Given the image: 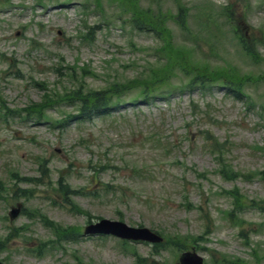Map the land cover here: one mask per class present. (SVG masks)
Instances as JSON below:
<instances>
[{"label":"rangeland","instance_id":"rangeland-1","mask_svg":"<svg viewBox=\"0 0 264 264\" xmlns=\"http://www.w3.org/2000/svg\"><path fill=\"white\" fill-rule=\"evenodd\" d=\"M182 64L210 85L183 88ZM78 88L124 94L78 118ZM262 172L264 0H0L1 261L177 264L182 240L204 264H264ZM101 218L168 240L83 234Z\"/></svg>","mask_w":264,"mask_h":264},{"label":"trees","instance_id":"trees-1","mask_svg":"<svg viewBox=\"0 0 264 264\" xmlns=\"http://www.w3.org/2000/svg\"><path fill=\"white\" fill-rule=\"evenodd\" d=\"M154 17L151 15L146 16L143 21H139L135 18L134 15H132V25L138 29H151V28H147L150 22H153ZM153 32H156L158 35L161 36V33L158 30H152ZM165 69H167L168 67H166V65L164 66ZM181 71L184 73V75L187 78V82L185 83V85L183 87H202L205 88L207 87V78H206V74H203L204 72L202 70H198L195 68H190L188 65L182 64V66H180ZM169 73H161L158 75H163L164 77H166ZM223 75L219 73V76L216 78L218 81H221L223 84L225 85H230L227 82L226 78H222ZM126 82V81H125ZM156 82L153 83V85L151 86H146L143 88V94L146 95L148 92L151 91H155L156 90V86H159L160 84H162V82H158L155 86ZM233 89V88H231ZM239 90V89H237ZM123 90H120V92H122ZM238 93V92H236ZM124 94V93H123ZM123 94H121V96H118V91L115 89H104V90H100V91H85L82 88H78L77 90H75L72 94H70L69 96L70 99H72L76 104H78L79 109L77 111V113L75 115H77L78 118L80 117H85L87 116L88 118H92L93 116L101 113H104L106 111H108V109H110L112 107V103L116 102L115 100H118L120 97L123 98ZM121 98V99H122ZM42 106H37L38 109H33V112L37 113L38 115H40V113L43 111V106H45L44 104H41ZM43 108V109H42ZM40 109V110H39ZM73 115V116H75ZM73 116H68L66 119H70ZM39 117V116H38ZM227 176L229 175L228 172H226ZM236 198V197H235ZM236 204H238V202H236ZM262 209H264V207H262ZM81 212V211H80ZM47 223H49L50 227L55 231L56 236L59 239L62 240H69L70 238L74 237L73 231L70 229H61L59 227L58 224H53L52 222H48L47 220L45 221ZM194 240H196L194 238ZM172 243L175 244V247L178 250H185L188 242L182 241V240H174L172 241ZM257 249V248H256ZM221 262V260H220ZM137 264H148L146 262L145 259L142 258H138L137 260Z\"/></svg>","mask_w":264,"mask_h":264},{"label":"water","instance_id":"water-1","mask_svg":"<svg viewBox=\"0 0 264 264\" xmlns=\"http://www.w3.org/2000/svg\"><path fill=\"white\" fill-rule=\"evenodd\" d=\"M17 212H12V216L15 217ZM87 234H113L123 239L130 240H143L152 243L161 242L162 239L147 228H133L129 227L123 222L110 221L103 219L100 222L90 225L86 229ZM180 264H203V259L195 252H185L179 258ZM0 264H2L0 262Z\"/></svg>","mask_w":264,"mask_h":264}]
</instances>
